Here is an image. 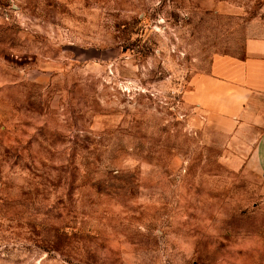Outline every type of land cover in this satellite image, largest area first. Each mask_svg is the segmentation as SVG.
<instances>
[{
    "label": "rangeland",
    "instance_id": "rangeland-1",
    "mask_svg": "<svg viewBox=\"0 0 264 264\" xmlns=\"http://www.w3.org/2000/svg\"><path fill=\"white\" fill-rule=\"evenodd\" d=\"M264 0H0V264H264L247 139L187 102Z\"/></svg>",
    "mask_w": 264,
    "mask_h": 264
},
{
    "label": "crops",
    "instance_id": "crops-1",
    "mask_svg": "<svg viewBox=\"0 0 264 264\" xmlns=\"http://www.w3.org/2000/svg\"><path fill=\"white\" fill-rule=\"evenodd\" d=\"M250 30L244 57L217 59L210 73L193 81L187 102L213 129L247 139L246 159L264 175V14Z\"/></svg>",
    "mask_w": 264,
    "mask_h": 264
}]
</instances>
